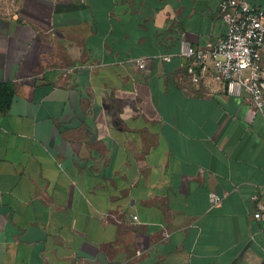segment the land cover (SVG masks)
<instances>
[{
	"label": "crops",
	"instance_id": "1",
	"mask_svg": "<svg viewBox=\"0 0 264 264\" xmlns=\"http://www.w3.org/2000/svg\"><path fill=\"white\" fill-rule=\"evenodd\" d=\"M224 11L0 0V264H264V107L178 55L222 38Z\"/></svg>",
	"mask_w": 264,
	"mask_h": 264
},
{
	"label": "built area",
	"instance_id": "2",
	"mask_svg": "<svg viewBox=\"0 0 264 264\" xmlns=\"http://www.w3.org/2000/svg\"><path fill=\"white\" fill-rule=\"evenodd\" d=\"M216 1H225V35L198 48L181 41L178 55L186 61L184 68L192 84L197 85L204 76H209L212 81L223 84L228 95L246 92L253 108L261 111L264 107V9L251 5L248 0ZM161 59L169 61L170 57ZM131 61L140 69L146 64L144 58ZM208 197L211 206L222 200L213 193ZM252 199L257 200L258 196ZM252 216L264 223V204L258 202Z\"/></svg>",
	"mask_w": 264,
	"mask_h": 264
},
{
	"label": "trees",
	"instance_id": "3",
	"mask_svg": "<svg viewBox=\"0 0 264 264\" xmlns=\"http://www.w3.org/2000/svg\"><path fill=\"white\" fill-rule=\"evenodd\" d=\"M12 89L7 84H0V108H7L12 97Z\"/></svg>",
	"mask_w": 264,
	"mask_h": 264
}]
</instances>
